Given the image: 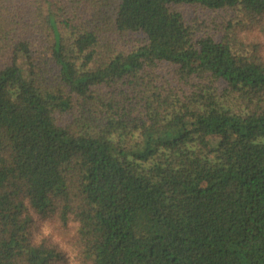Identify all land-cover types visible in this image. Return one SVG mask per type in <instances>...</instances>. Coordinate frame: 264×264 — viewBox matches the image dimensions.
Instances as JSON below:
<instances>
[{"label":"trees","instance_id":"16d2710c","mask_svg":"<svg viewBox=\"0 0 264 264\" xmlns=\"http://www.w3.org/2000/svg\"><path fill=\"white\" fill-rule=\"evenodd\" d=\"M0 264H264V0H0Z\"/></svg>","mask_w":264,"mask_h":264}]
</instances>
